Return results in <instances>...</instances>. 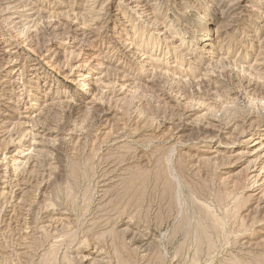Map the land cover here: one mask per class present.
<instances>
[{"label":"rangeland","instance_id":"obj_1","mask_svg":"<svg viewBox=\"0 0 264 264\" xmlns=\"http://www.w3.org/2000/svg\"><path fill=\"white\" fill-rule=\"evenodd\" d=\"M0 264H264V0H0Z\"/></svg>","mask_w":264,"mask_h":264},{"label":"bare ground","instance_id":"obj_2","mask_svg":"<svg viewBox=\"0 0 264 264\" xmlns=\"http://www.w3.org/2000/svg\"><path fill=\"white\" fill-rule=\"evenodd\" d=\"M139 178H141V177H139ZM131 182H133V181H131ZM130 184H131V183H130ZM131 185H133V184H131ZM133 186L135 187V184H134ZM128 191H129V190H128ZM128 191H127V192H128ZM134 191H136V190H134ZM165 191H166V190H165ZM133 193H134V192H133ZM132 196H133V195H132Z\"/></svg>","mask_w":264,"mask_h":264}]
</instances>
